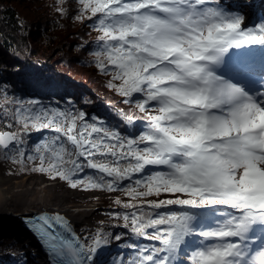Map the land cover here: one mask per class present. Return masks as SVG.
<instances>
[{
	"label": "snow or ice",
	"instance_id": "obj_1",
	"mask_svg": "<svg viewBox=\"0 0 264 264\" xmlns=\"http://www.w3.org/2000/svg\"><path fill=\"white\" fill-rule=\"evenodd\" d=\"M78 3L76 19L98 33L94 66L134 111L116 130L17 100L0 116V154L21 171L39 159L26 170L72 189L123 191L130 202L115 203L132 211L124 234L85 235L60 212L26 216L45 264H264V66L241 55L264 52V17L250 26L224 0Z\"/></svg>",
	"mask_w": 264,
	"mask_h": 264
},
{
	"label": "trees",
	"instance_id": "obj_2",
	"mask_svg": "<svg viewBox=\"0 0 264 264\" xmlns=\"http://www.w3.org/2000/svg\"><path fill=\"white\" fill-rule=\"evenodd\" d=\"M224 2L233 11L242 9L245 14L242 5L231 0ZM80 7L78 0H0V116L5 108L15 107L17 100L25 103L34 100L49 107L83 111L89 122L96 117L110 128L125 127L119 113H130L134 109L122 103V98L107 87L110 75L102 74L94 66L91 53L96 50L94 41L98 33L76 19ZM249 7L254 8L246 17L251 26L262 17L259 8H264V0L249 3ZM57 8H63L65 14H58ZM241 55L249 64L264 63L262 51ZM243 78L245 85L252 84L251 78ZM4 124L0 119V131L8 130ZM48 135L49 130L31 133L28 146L34 147ZM3 160L6 159L0 154V161ZM31 163L25 161L24 171L15 166L20 173L30 172L26 169L32 167ZM117 199L122 203L130 202L123 191H117L115 197L104 199L106 208L118 215L132 211L116 204ZM99 225L107 232L119 228L116 222L109 220ZM129 237L135 239L130 234ZM9 244L0 242V259L11 260L17 255L16 245Z\"/></svg>",
	"mask_w": 264,
	"mask_h": 264
},
{
	"label": "bare ground",
	"instance_id": "obj_3",
	"mask_svg": "<svg viewBox=\"0 0 264 264\" xmlns=\"http://www.w3.org/2000/svg\"><path fill=\"white\" fill-rule=\"evenodd\" d=\"M251 63L258 64V62ZM260 64L264 65V63ZM40 182L41 180L38 178L29 182L17 179L15 183L10 184L9 179L4 177L0 170V215L9 220L17 234L21 235L25 241L26 252L21 264H25V262L26 264H45V255L41 251V245L30 231L28 232L18 223V221L24 220L23 214L25 213L60 212L66 215L78 232L87 235L89 231H92L90 222L93 211L90 208L68 204L66 193H54L49 190L48 185L38 188Z\"/></svg>",
	"mask_w": 264,
	"mask_h": 264
},
{
	"label": "rangeland",
	"instance_id": "obj_4",
	"mask_svg": "<svg viewBox=\"0 0 264 264\" xmlns=\"http://www.w3.org/2000/svg\"><path fill=\"white\" fill-rule=\"evenodd\" d=\"M231 2L240 3V5L244 7V12L246 13V17L248 18L249 15H251V12H253L254 10V8L249 7V3L259 2V0H231ZM261 13L264 14V9L261 11ZM242 79L244 78L242 77ZM33 163L34 165H38L40 163L39 159L31 163L32 167L34 166ZM0 170L4 174V177L9 179L10 184L15 183L17 179H23L26 182H29L33 179L38 178L39 180H41V182L38 184V188L43 185H48L49 190L54 193H58V192L66 193L67 194L66 202L68 204H77V205H81L84 208L86 207L90 208L93 211L90 222V229L93 232L97 228L102 229V226L99 225V223L102 221L109 220L112 222H116L118 225H123L124 223L122 217L125 213L119 214L118 217L114 216L113 211H111L109 208H106V202H104V199L108 200L112 196L115 197L117 195V191L107 192L98 189L83 191L81 189H72L67 185L66 182L60 180L53 182L45 174L34 173V172L20 173L19 168L14 164H12L10 160L7 159L0 161ZM2 222H4L5 225L3 226L1 224L2 226H0V242L2 244L10 243L9 245L15 244L18 253L16 256L11 257V260L0 259V264H21L22 261H24L23 255L26 252L25 241L21 235L17 234L16 229H14L13 225L9 222V220L3 219ZM21 222L22 221H18V223ZM6 228H12V230L14 231H9L8 229L6 230ZM112 232H116L120 234L126 233V231L120 227ZM125 238L127 240H132L129 237V235H127ZM112 252H113V256L115 257L117 253L127 254L128 250L114 247L112 249Z\"/></svg>",
	"mask_w": 264,
	"mask_h": 264
},
{
	"label": "water",
	"instance_id": "obj_5",
	"mask_svg": "<svg viewBox=\"0 0 264 264\" xmlns=\"http://www.w3.org/2000/svg\"><path fill=\"white\" fill-rule=\"evenodd\" d=\"M0 132H2V131H0ZM39 212H35V213H25V214H23V217L25 218L26 216H29V215H34V214H38ZM5 217H3L2 215H0V226H4L5 224H4V222H2V220L4 219ZM2 224V225H1ZM20 225H22L24 228H26V230L29 232V230H28V228L26 227V225H25V220H23L21 223H19ZM9 230V231H14V230H12V228H6V230Z\"/></svg>",
	"mask_w": 264,
	"mask_h": 264
}]
</instances>
